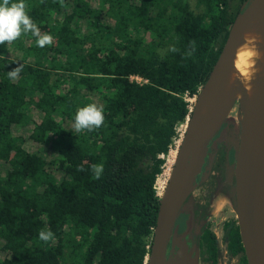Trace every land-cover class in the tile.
Wrapping results in <instances>:
<instances>
[{
    "label": "trees",
    "instance_id": "1",
    "mask_svg": "<svg viewBox=\"0 0 264 264\" xmlns=\"http://www.w3.org/2000/svg\"><path fill=\"white\" fill-rule=\"evenodd\" d=\"M25 3L54 40L40 48L29 33L0 44V264H144L161 156L239 7L230 0H194L196 10L186 0ZM21 64L18 79H9ZM134 75L144 82L130 81ZM89 103L103 106L104 125L78 133L75 113ZM93 163L105 165L98 180ZM41 229L54 241H40ZM225 230L227 254L246 264L235 221ZM200 242L202 264H216L208 229Z\"/></svg>",
    "mask_w": 264,
    "mask_h": 264
},
{
    "label": "water",
    "instance_id": "2",
    "mask_svg": "<svg viewBox=\"0 0 264 264\" xmlns=\"http://www.w3.org/2000/svg\"><path fill=\"white\" fill-rule=\"evenodd\" d=\"M256 2L257 0L242 2L214 63L194 95L164 186L157 196L154 226L144 264L173 263L169 241L174 219L195 185V177L202 166L207 146L213 143L215 134L226 121L228 109L234 102L238 105V117L233 161L226 166L227 185L246 264H264V153L252 132L248 117L239 108L238 98H233L224 116L206 138L202 134L201 119H192L196 115L197 102L203 89L212 74L226 65L239 26ZM180 246L173 248H177V254L183 255ZM186 264H194L189 254L186 255Z\"/></svg>",
    "mask_w": 264,
    "mask_h": 264
},
{
    "label": "bare ground",
    "instance_id": "3",
    "mask_svg": "<svg viewBox=\"0 0 264 264\" xmlns=\"http://www.w3.org/2000/svg\"><path fill=\"white\" fill-rule=\"evenodd\" d=\"M234 97L264 153V0H257L245 15L226 65L212 74L197 102L192 119H201L204 138L215 129Z\"/></svg>",
    "mask_w": 264,
    "mask_h": 264
},
{
    "label": "rangeland",
    "instance_id": "4",
    "mask_svg": "<svg viewBox=\"0 0 264 264\" xmlns=\"http://www.w3.org/2000/svg\"><path fill=\"white\" fill-rule=\"evenodd\" d=\"M186 1H188L190 8H192L193 10H196L194 0H186ZM230 3L232 5L238 4V0H230ZM234 98H236V97H234ZM185 99L189 104L188 105V110H189L191 107L192 101H194V96L186 97ZM232 100H233V98L231 99V101ZM230 102L228 103V105H230ZM237 106L238 105L236 102H234L233 105H231V107L228 109V112L226 114V121L222 124V126H221L220 130L217 132V134H215L213 143L209 144L207 146L208 150H215L216 146L219 143H221L222 141H225V147L223 150V155H224L223 167H224V170L222 172V175L218 179V181L215 183V185L210 190H208V192L206 190H203V193L206 194L204 196V198L207 199V204H208L207 205V209H208L207 213L205 214V216H203L204 214L203 215L201 214L202 217L199 219L200 223H198L197 221L194 223V226L192 227L191 233L186 234L185 237H183V238L179 237L177 239L178 240L177 244H178V246L181 245L180 247L182 249L183 255L177 254L176 253L177 248H173V250H171V255L169 254L170 256H173V263L172 264H186V255L187 254L190 255V258L192 259L194 264H196V260H197L196 248H195L194 241H192L191 236L193 237V234H195V232L198 229L197 227H199V225L202 223L203 220H208V222L211 223L212 230L214 231V233L216 234V236L218 238L219 249L221 250L220 254H219V264H236L234 259H228V257L223 254V251H222L223 235H222V231L220 229V225H221L222 219H224V218L227 219L231 216L234 217L232 204L230 201V190L228 189V185H227V178L228 177L226 175L227 174L226 173V169H227L226 166L230 165L233 161V153H234L233 143H234V140L236 138V120L238 117ZM185 117L180 123L175 124V126H174L175 136L172 139L168 149L166 150V153L163 156H161L163 159V162L161 164L162 173L160 174L159 177H158L159 174L156 176L158 178L155 182V188L153 185L154 192L156 193L157 196L160 194V192L164 186L169 168L171 166L172 158H173L174 152L176 150L177 143L179 141L180 135H181L182 130L184 128V124H185V120H186ZM231 122L234 123V130L231 129L230 131H228L227 130L228 129V123H231ZM212 154H213V152L211 151L209 154V157L208 156L204 157V161L202 163L203 169H204V166H206V159H208L210 161V159L212 158ZM209 161H207V164L209 163ZM163 163H164V165H163ZM205 170H206L205 172H203L201 170V172L199 173V174H201L203 172L201 179L198 182L200 185H201L203 179L206 177V174L208 171V165L206 166ZM200 193H202L201 190H200ZM191 195L192 194L190 192V194L187 196L185 202H183V204L180 208L181 210H179V212L177 213V215L174 219V222H173L174 224H173V227L171 230L172 236H178L179 233L184 232L187 229H190L189 224L186 222V220H188L189 217L184 216V214L182 216H179V213H181L183 210H185L189 206ZM145 259H146V257H145Z\"/></svg>",
    "mask_w": 264,
    "mask_h": 264
},
{
    "label": "clouds",
    "instance_id": "5",
    "mask_svg": "<svg viewBox=\"0 0 264 264\" xmlns=\"http://www.w3.org/2000/svg\"><path fill=\"white\" fill-rule=\"evenodd\" d=\"M31 34L36 38V44L40 48L50 46L54 37L49 33H41L40 28L28 14L25 0L11 3L10 0H0V44L12 43L18 40L23 34ZM254 39V38H253ZM190 47L195 50V42L190 41ZM169 51L176 52L172 47ZM23 71V65L7 72L9 79L15 81ZM105 116L103 106L95 103H89L77 110L74 116L73 128L76 132H92L104 125ZM78 171H83V167H78ZM90 170L94 179H100L104 173L105 165L103 163H93ZM38 239L44 243L54 241L55 234L50 229H41L38 233Z\"/></svg>",
    "mask_w": 264,
    "mask_h": 264
},
{
    "label": "flooded vegetation",
    "instance_id": "6",
    "mask_svg": "<svg viewBox=\"0 0 264 264\" xmlns=\"http://www.w3.org/2000/svg\"><path fill=\"white\" fill-rule=\"evenodd\" d=\"M243 1L244 0H242V1L238 0V4H235V6L240 7V5L242 4ZM231 129L234 130V123L233 122L228 123V129L227 130L230 131ZM224 147H225V141H222L221 143H219L216 146L215 150H208V148H207L205 156L209 157V154H210L211 151L213 152V154H212V158L210 159V161L208 159H206V166L208 165V171H207L206 177L203 179V181H202V183L200 185L198 182L201 179L202 173L206 171L205 170L206 166H204V169L201 166L198 174L195 177V185H194L193 189L190 191L192 195L190 196L189 206L185 210H183L181 213H179V216H182L184 214V216H188L189 217L188 220H186V222L189 224L190 229H187L186 231L179 233L178 236H172V234H171L170 235V241H169V246H170L169 249L172 250L173 247H178V244H177L178 240L176 238H178V237H182L183 238V237H185L186 234L191 233L192 227L194 226V223L196 221L198 223H200L199 219L202 217L203 214H204L203 216H205V214L207 213V210H208L207 209V205L208 204H207V199L204 198V196L206 194L203 193V190H206L208 192V190H210L215 185V183L218 181V179L222 175V172L224 170V167H223V164H224V161H223V157H224L223 150H224ZM203 161H204V159H203ZM207 161H209L208 164H207ZM201 170L203 172L201 174H199L201 172ZM160 171H161V166H160ZM160 171H159V173H160ZM199 189L201 190L202 193H200ZM186 198L184 199L183 202H185ZM179 210H181V209H179ZM233 221H235V224H236V220H234L233 216H231V217H229L227 219L224 218V219L221 220L220 229H221L222 235H223L222 251H223V254L228 257V259H234L236 264H241V262H240L241 261V254H238L236 256H229L227 254V251H226V235H225L226 230H225V225L230 223V222H233ZM197 228L198 229L195 232V234H193V237L191 236L192 241H194L195 248H196V258H197L196 264H202L201 256L203 255V253H202L203 247L201 246L200 235H201V233L203 232L204 229H208L214 236V239L216 241V247H217L216 264H219V254H220L221 250L219 249L218 238H217L216 234L214 233V231L212 230L211 223L208 222V220H203L202 223ZM238 235H239V233H238ZM146 255H145V257H146ZM243 256H244V254H243ZM245 263H246V261H245Z\"/></svg>",
    "mask_w": 264,
    "mask_h": 264
},
{
    "label": "built area",
    "instance_id": "7",
    "mask_svg": "<svg viewBox=\"0 0 264 264\" xmlns=\"http://www.w3.org/2000/svg\"><path fill=\"white\" fill-rule=\"evenodd\" d=\"M129 80L130 81H135V82H137V83H142V82H144V80H142L141 78H139L138 76H136V75H134V76H130L129 77ZM156 194V193H155Z\"/></svg>",
    "mask_w": 264,
    "mask_h": 264
}]
</instances>
